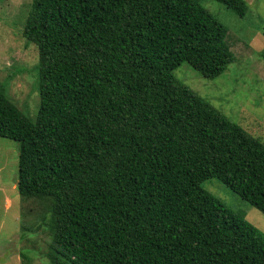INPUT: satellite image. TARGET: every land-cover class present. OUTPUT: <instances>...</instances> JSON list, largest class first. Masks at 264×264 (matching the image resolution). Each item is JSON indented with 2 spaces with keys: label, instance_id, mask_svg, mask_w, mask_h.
<instances>
[{
  "label": "trees",
  "instance_id": "1",
  "mask_svg": "<svg viewBox=\"0 0 264 264\" xmlns=\"http://www.w3.org/2000/svg\"><path fill=\"white\" fill-rule=\"evenodd\" d=\"M227 35L197 0L32 1L40 110L0 87V138L19 143V194L50 204V264H264V236L202 188L264 214V142L173 75H223Z\"/></svg>",
  "mask_w": 264,
  "mask_h": 264
},
{
  "label": "rangeland",
  "instance_id": "2",
  "mask_svg": "<svg viewBox=\"0 0 264 264\" xmlns=\"http://www.w3.org/2000/svg\"><path fill=\"white\" fill-rule=\"evenodd\" d=\"M33 0H0V87L35 122L40 110L39 53L23 36ZM242 18L214 0H197L228 30L235 61L214 80L187 63L174 78L248 133L264 142V0H244ZM19 143L0 138V264H50V204L24 199L17 189ZM202 188L264 236V214L217 179Z\"/></svg>",
  "mask_w": 264,
  "mask_h": 264
}]
</instances>
